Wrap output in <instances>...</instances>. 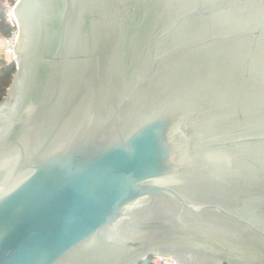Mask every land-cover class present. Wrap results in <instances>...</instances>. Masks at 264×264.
<instances>
[{
  "label": "water",
  "instance_id": "95a60500",
  "mask_svg": "<svg viewBox=\"0 0 264 264\" xmlns=\"http://www.w3.org/2000/svg\"><path fill=\"white\" fill-rule=\"evenodd\" d=\"M15 13L0 264H264V0Z\"/></svg>",
  "mask_w": 264,
  "mask_h": 264
},
{
  "label": "built area",
  "instance_id": "2783aa9c",
  "mask_svg": "<svg viewBox=\"0 0 264 264\" xmlns=\"http://www.w3.org/2000/svg\"><path fill=\"white\" fill-rule=\"evenodd\" d=\"M19 0H4V7L6 10V20L11 31L7 36L0 37L2 42L1 55H3L8 62V64L13 65L15 69L18 67V57L16 53V48L21 35L20 25L16 17L15 8ZM2 67L0 65V73ZM152 264H178L173 257L166 256H156L151 259Z\"/></svg>",
  "mask_w": 264,
  "mask_h": 264
},
{
  "label": "trees",
  "instance_id": "16d2710c",
  "mask_svg": "<svg viewBox=\"0 0 264 264\" xmlns=\"http://www.w3.org/2000/svg\"><path fill=\"white\" fill-rule=\"evenodd\" d=\"M11 31V27L6 20V10L4 7V0H0V35L2 37L7 36ZM0 65L2 67L0 73V101L7 95V90L11 84L13 75L16 71L13 65L8 64L6 59H0ZM145 264H152L151 260Z\"/></svg>",
  "mask_w": 264,
  "mask_h": 264
},
{
  "label": "crops",
  "instance_id": "0c3cea01",
  "mask_svg": "<svg viewBox=\"0 0 264 264\" xmlns=\"http://www.w3.org/2000/svg\"><path fill=\"white\" fill-rule=\"evenodd\" d=\"M0 37H1V35H0ZM1 47H2V42L0 41V51H1ZM0 56H2L1 53H0Z\"/></svg>",
  "mask_w": 264,
  "mask_h": 264
},
{
  "label": "rangeland",
  "instance_id": "374dc122",
  "mask_svg": "<svg viewBox=\"0 0 264 264\" xmlns=\"http://www.w3.org/2000/svg\"><path fill=\"white\" fill-rule=\"evenodd\" d=\"M3 58L5 59V57H4L3 55H2V56H0V59H3Z\"/></svg>",
  "mask_w": 264,
  "mask_h": 264
}]
</instances>
